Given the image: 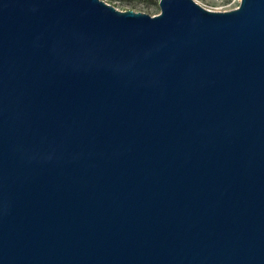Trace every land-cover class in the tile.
<instances>
[{"label": "water", "instance_id": "1", "mask_svg": "<svg viewBox=\"0 0 264 264\" xmlns=\"http://www.w3.org/2000/svg\"><path fill=\"white\" fill-rule=\"evenodd\" d=\"M0 0V264H264V0Z\"/></svg>", "mask_w": 264, "mask_h": 264}, {"label": "rangeland", "instance_id": "2", "mask_svg": "<svg viewBox=\"0 0 264 264\" xmlns=\"http://www.w3.org/2000/svg\"><path fill=\"white\" fill-rule=\"evenodd\" d=\"M119 10H134L151 16L161 12L160 0H104ZM201 6L213 11H230L240 5V0H195Z\"/></svg>", "mask_w": 264, "mask_h": 264}, {"label": "built area", "instance_id": "3", "mask_svg": "<svg viewBox=\"0 0 264 264\" xmlns=\"http://www.w3.org/2000/svg\"><path fill=\"white\" fill-rule=\"evenodd\" d=\"M240 2H241V0H240Z\"/></svg>", "mask_w": 264, "mask_h": 264}]
</instances>
